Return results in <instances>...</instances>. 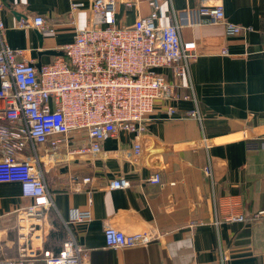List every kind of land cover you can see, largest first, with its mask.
Masks as SVG:
<instances>
[{"label": "crops", "instance_id": "1", "mask_svg": "<svg viewBox=\"0 0 264 264\" xmlns=\"http://www.w3.org/2000/svg\"><path fill=\"white\" fill-rule=\"evenodd\" d=\"M73 2L84 3L74 12L75 23L69 17ZM92 2L4 0L7 41L24 49L37 65L49 62L62 54L61 46L73 39L77 28L89 24ZM208 2L221 3L226 18L246 29L229 35L208 18L183 25L182 38L196 41L197 57L190 67L195 99L157 100L139 146L134 134L122 129L104 140L103 153L74 160L58 155L44 164L54 206L47 224L32 228V245L59 250L71 230L86 248L89 264H264V216L225 219L229 213L248 216L264 209V0ZM201 3L161 0L158 23L170 22L172 6L184 11ZM150 11L149 0L132 6L116 0L121 24L132 25L138 14ZM35 15L57 24V31L43 35L42 42L37 28L18 26L21 18ZM160 71L170 75L168 69ZM171 104L178 109L175 116L168 114ZM196 106L201 120L187 115ZM209 159L212 178L205 171ZM155 173L161 183L150 182ZM72 176L80 180L77 185ZM87 176L92 180L82 182ZM119 176L127 177L131 186L110 188ZM28 201L19 182H0V254L18 255L16 211ZM73 208L90 210L91 218L70 222ZM107 225L126 233L148 231L154 237L147 245L111 248L104 238Z\"/></svg>", "mask_w": 264, "mask_h": 264}, {"label": "built area", "instance_id": "2", "mask_svg": "<svg viewBox=\"0 0 264 264\" xmlns=\"http://www.w3.org/2000/svg\"><path fill=\"white\" fill-rule=\"evenodd\" d=\"M208 1L184 11L172 6L170 22L162 25L158 23L161 0H149L151 11L138 14L132 25H125L118 22L116 0H93L89 24L76 29L73 39L61 46L62 54L37 65L25 56L24 49L7 41L4 0H0V182H19L23 197L29 200L16 211L18 255L0 256V264H89L86 248L71 230L59 250L43 243L31 244L32 228H43L54 206L44 164L58 155L74 160L103 153L104 140L122 129L134 134L139 146L157 100H194L190 67L197 57L196 41L182 38V26L208 18L222 24L229 35L246 29L226 18L221 3ZM123 2L132 6L140 0ZM83 5L71 4L72 23L74 12ZM18 26L35 27L43 35L57 31V24L43 15L21 18ZM161 69L170 70V75ZM181 85L189 91L181 92ZM177 113L178 109L169 105L168 114ZM187 115L202 119L198 106ZM26 149L30 155L22 154ZM212 170L209 159L205 171L210 178ZM72 179L76 185L80 182L76 176ZM91 180L88 176L81 179L84 183ZM161 181L159 173L150 177L151 183ZM131 184L127 177L119 176L109 187L127 188ZM263 216L264 209L248 216L229 213L225 219L257 220ZM90 218L88 209L73 208L70 212L72 223ZM215 222H219L217 217ZM153 237L148 231L126 233L112 225L104 227L105 242L111 248L147 245Z\"/></svg>", "mask_w": 264, "mask_h": 264}, {"label": "rangeland", "instance_id": "3", "mask_svg": "<svg viewBox=\"0 0 264 264\" xmlns=\"http://www.w3.org/2000/svg\"><path fill=\"white\" fill-rule=\"evenodd\" d=\"M224 49H227V48H223V52L222 53H224ZM9 234L10 235L12 234V237L15 236V232H14V230L12 228L9 229ZM1 243H2V239L0 237V245H1ZM13 246L14 245H11L9 248H13ZM0 256H11V255H9V254H0Z\"/></svg>", "mask_w": 264, "mask_h": 264}, {"label": "water", "instance_id": "4", "mask_svg": "<svg viewBox=\"0 0 264 264\" xmlns=\"http://www.w3.org/2000/svg\"><path fill=\"white\" fill-rule=\"evenodd\" d=\"M39 36H40V40L42 39V37H43V34L42 33H39ZM41 42H42V40H41ZM39 65V64H38Z\"/></svg>", "mask_w": 264, "mask_h": 264}]
</instances>
